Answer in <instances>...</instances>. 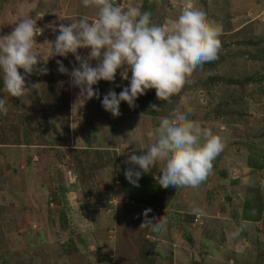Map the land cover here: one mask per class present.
<instances>
[{
	"label": "rangeland",
	"instance_id": "rangeland-1",
	"mask_svg": "<svg viewBox=\"0 0 264 264\" xmlns=\"http://www.w3.org/2000/svg\"><path fill=\"white\" fill-rule=\"evenodd\" d=\"M117 3L151 12L152 23L163 27L194 3L219 29L218 58L188 75L170 100L148 89L134 107L121 101L118 116L101 100L127 86L120 70L115 81L93 85L100 98L83 101L70 76L57 70V60L69 72L78 67L72 54L49 58L47 74L26 75L30 90L21 98L0 92L8 108L0 114V264H264V208L257 221L242 215L254 196L250 188L264 204V0ZM84 15L94 18L95 10L80 0H0V35L33 18L43 28L33 50L47 58L58 34L49 25ZM88 52L78 49L82 57ZM176 107L219 135L223 151L197 187L161 185L159 162L133 185L124 170L139 169L126 161L143 150L130 143L137 137L151 143L146 133ZM154 184L171 188L165 190L171 197L162 193L161 205L144 204L138 191ZM149 208L153 220L165 221L162 230L140 228Z\"/></svg>",
	"mask_w": 264,
	"mask_h": 264
},
{
	"label": "clouds",
	"instance_id": "clouds-1",
	"mask_svg": "<svg viewBox=\"0 0 264 264\" xmlns=\"http://www.w3.org/2000/svg\"><path fill=\"white\" fill-rule=\"evenodd\" d=\"M80 3L94 9L95 17L84 15L67 25H49L54 30L58 28V34L52 42L45 40L51 45L46 51L47 58L33 50L36 37L43 34V28L33 18L20 19L10 34L0 35V92L21 98L30 90L25 86L26 75L34 70L47 74L49 58L72 54L79 62L78 67L69 72L57 60V70L70 76L83 101L100 98L99 89L93 85L101 80L115 81L120 70L118 74L128 81L127 86L118 94L109 89L101 100L105 111L118 116L121 101L134 107L137 97L148 89H155L158 99L170 100L179 93L188 75L218 58L219 29L194 3L182 6L177 19L167 27L152 23L150 12H142L136 6L121 7L117 0H80ZM82 48L89 49L87 57L78 54ZM41 60L43 65L37 68ZM92 60L96 61L95 66L90 63ZM18 69H23L24 74ZM151 109L160 110L157 105ZM7 112L6 98L0 96V114ZM146 135L152 142L145 143L137 137L130 144L143 151L139 155L133 152L126 161L139 170L135 167L124 170L125 178L136 186L142 172L147 173L159 162L161 168L155 179L161 185L175 189L197 187L207 179L213 161L225 147L219 135L189 119L180 107L161 117ZM151 211L143 210L140 228L162 230L165 221L153 220L149 216Z\"/></svg>",
	"mask_w": 264,
	"mask_h": 264
},
{
	"label": "trees",
	"instance_id": "trees-1",
	"mask_svg": "<svg viewBox=\"0 0 264 264\" xmlns=\"http://www.w3.org/2000/svg\"><path fill=\"white\" fill-rule=\"evenodd\" d=\"M258 51L263 52V50H261V49H258ZM146 176L147 175L141 176L138 182L146 180ZM125 188H126V185H125ZM166 189H171V188H167V187L164 188V187L156 185V184H154L153 186L149 185L146 189L141 187V189H139V191H138V195L144 199V200H142V202L144 204H148V205H152V206L161 205L160 202L162 200L159 196L162 193L164 194V199L171 197L170 194H167L168 191L167 192L165 191ZM126 190H127V193H130L129 197L133 201L134 200H140L136 195L131 194L130 189L126 188ZM250 192L254 194L253 199L245 202L242 215H243L244 219L257 221L261 218L263 208H264V204L262 203L263 202L262 199H260L261 193L259 192V190L250 188ZM144 194H149L148 198L144 197Z\"/></svg>",
	"mask_w": 264,
	"mask_h": 264
},
{
	"label": "crops",
	"instance_id": "crops-1",
	"mask_svg": "<svg viewBox=\"0 0 264 264\" xmlns=\"http://www.w3.org/2000/svg\"><path fill=\"white\" fill-rule=\"evenodd\" d=\"M150 5V4H149ZM149 5L147 6V7H149ZM147 9H149V8H147ZM151 13V12H150Z\"/></svg>",
	"mask_w": 264,
	"mask_h": 264
}]
</instances>
